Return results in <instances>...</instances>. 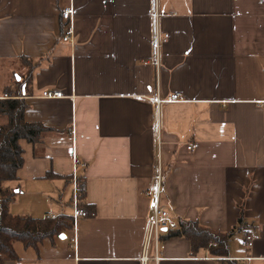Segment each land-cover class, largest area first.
Instances as JSON below:
<instances>
[{
  "label": "crops",
  "instance_id": "0c3cea01",
  "mask_svg": "<svg viewBox=\"0 0 264 264\" xmlns=\"http://www.w3.org/2000/svg\"><path fill=\"white\" fill-rule=\"evenodd\" d=\"M69 8L75 34L65 43ZM152 9L153 0H0V100L31 59L24 119L49 130L41 143L21 142L24 167L4 184L16 193L10 212L73 217L64 194L74 178L95 210L65 239L16 243L19 260L6 264H142L157 155L170 216L234 232L230 257L219 258L163 231L158 264H264V0H157L169 34L157 93L183 100L160 106L157 134ZM242 208L246 227L236 230ZM247 233L254 245L244 251Z\"/></svg>",
  "mask_w": 264,
  "mask_h": 264
},
{
  "label": "trees",
  "instance_id": "16d2710c",
  "mask_svg": "<svg viewBox=\"0 0 264 264\" xmlns=\"http://www.w3.org/2000/svg\"><path fill=\"white\" fill-rule=\"evenodd\" d=\"M23 60L29 65L27 75L16 80L13 87L7 88L5 99L0 100V115L8 119L5 125H0V264L19 260L14 248L16 243H22L26 248H38L44 240H53L65 234L66 231L74 229V219L70 216L60 215L54 219H48L14 216L10 212V205L16 193L4 189V184L16 181L20 170L24 167V150L21 142L41 143L49 131L42 124L29 123L24 119L27 108L24 98L32 93L34 66L31 59L23 58ZM53 177L56 175H48V178ZM78 182L80 186L83 185L81 180ZM84 198L85 194L81 193L79 206L91 216L95 210L85 205ZM245 227L242 208L236 230H243ZM173 232L174 236L187 238L192 244L194 253L207 249L213 256L230 257V240L234 232L221 233L185 220L179 221V228ZM225 264L247 263L227 260Z\"/></svg>",
  "mask_w": 264,
  "mask_h": 264
},
{
  "label": "built area",
  "instance_id": "2783aa9c",
  "mask_svg": "<svg viewBox=\"0 0 264 264\" xmlns=\"http://www.w3.org/2000/svg\"><path fill=\"white\" fill-rule=\"evenodd\" d=\"M74 10L73 8H69L64 10L62 14V19L66 23V32L62 38L63 42L71 43L74 38V26L72 24ZM152 20H153V33H152V61L151 64L154 70V89L155 96L152 100V104L155 108V116H154V130L159 132L160 125V113L159 108L162 104L167 103H176L183 101L180 94H173L166 99H162L158 96L157 93V85H158V76L160 70V52L163 44H165L169 39V34L162 33L159 28V14L157 9V0H153V9H152ZM44 97L52 98L60 96L57 92H44ZM196 146L194 144H190L188 146L189 151H194ZM157 152V151H156ZM155 171L151 182V187L147 192V195L150 198V208L148 211V215L146 217L145 223V234H144V244H143V253L141 257L142 264H149L150 261L158 264L160 261V257L158 256V250L161 248V235L163 231H176L179 228V224L170 216L169 212L161 206V196L164 188V174L162 170V166L159 160V155L156 156L155 160ZM79 163L75 161V167ZM74 194H73V204H74V225L75 227L78 224V221L84 218H89V213L80 208L79 206V195L84 192L85 186H78L77 179L74 178ZM48 219H54L55 216H48ZM254 245V236L252 234L247 233L243 239L242 247L245 249L252 248ZM154 248L156 254L151 256V251Z\"/></svg>",
  "mask_w": 264,
  "mask_h": 264
},
{
  "label": "rangeland",
  "instance_id": "374dc122",
  "mask_svg": "<svg viewBox=\"0 0 264 264\" xmlns=\"http://www.w3.org/2000/svg\"><path fill=\"white\" fill-rule=\"evenodd\" d=\"M65 199H64V204H65V206H66V209L68 210V211H71V212H73V206H74V204H73V193H72V189L71 188H69V189H67L66 190V192H65ZM235 240V247H239L240 249H241V244H240V242L239 243H237V240L236 239H234ZM243 242V241H242ZM248 249V248H247ZM247 249H242V250H244V251H247Z\"/></svg>",
  "mask_w": 264,
  "mask_h": 264
},
{
  "label": "water",
  "instance_id": "95a60500",
  "mask_svg": "<svg viewBox=\"0 0 264 264\" xmlns=\"http://www.w3.org/2000/svg\"><path fill=\"white\" fill-rule=\"evenodd\" d=\"M60 237H61L62 239H65V238H66V236H65V235H61Z\"/></svg>",
  "mask_w": 264,
  "mask_h": 264
}]
</instances>
